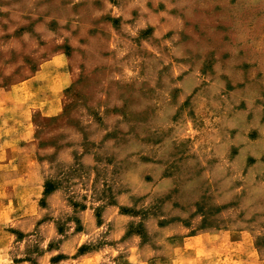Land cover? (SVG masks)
<instances>
[{"label":"clouds","instance_id":"1","mask_svg":"<svg viewBox=\"0 0 264 264\" xmlns=\"http://www.w3.org/2000/svg\"><path fill=\"white\" fill-rule=\"evenodd\" d=\"M0 264H264V0H0Z\"/></svg>","mask_w":264,"mask_h":264},{"label":"crops","instance_id":"2","mask_svg":"<svg viewBox=\"0 0 264 264\" xmlns=\"http://www.w3.org/2000/svg\"><path fill=\"white\" fill-rule=\"evenodd\" d=\"M193 243H194L195 247H198V250H203L204 251L203 244L201 243V241L199 239H196Z\"/></svg>","mask_w":264,"mask_h":264},{"label":"rangeland","instance_id":"3","mask_svg":"<svg viewBox=\"0 0 264 264\" xmlns=\"http://www.w3.org/2000/svg\"><path fill=\"white\" fill-rule=\"evenodd\" d=\"M236 2V0H232V3H235ZM186 246L188 247V248H192V247H194V243L192 242V243H190V242H186ZM198 248V247H197ZM200 252H204L203 250H199Z\"/></svg>","mask_w":264,"mask_h":264}]
</instances>
